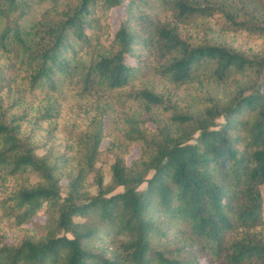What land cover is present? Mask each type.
Wrapping results in <instances>:
<instances>
[{"label":"trees","instance_id":"16d2710c","mask_svg":"<svg viewBox=\"0 0 264 264\" xmlns=\"http://www.w3.org/2000/svg\"><path fill=\"white\" fill-rule=\"evenodd\" d=\"M263 188L264 0H0V264H264Z\"/></svg>","mask_w":264,"mask_h":264},{"label":"rangeland","instance_id":"374dc122","mask_svg":"<svg viewBox=\"0 0 264 264\" xmlns=\"http://www.w3.org/2000/svg\"><path fill=\"white\" fill-rule=\"evenodd\" d=\"M121 12H120V10H116V11H114L113 12V14H112V16H113V18H115L117 15H119ZM105 144H106V141L104 140V141H102V143H101V145H100V147L101 148H103L104 146H105ZM39 153H41V152H39ZM137 156V152L134 150V151H132V153H131V155L127 158V162H129V160L131 159V158H135ZM110 159V158H109ZM110 163V162H109ZM108 168H109V164H104V165H101V169H102V171H103V175H104V182H107L108 181ZM91 179V178H90ZM62 185H63V187H62V190H61V194L62 195H65V193H66V190H65V188H64V185H65V181H63L62 183H61ZM119 190H121V188H117L116 189V191H119ZM91 192L92 193H95V187H92L91 188ZM263 193H264V188H263ZM44 219H45V216H44V214H43V210H40L36 215H35V217L33 218V220H32V223H30V224H28L27 225V227L28 228H31L33 225L32 224H39V223H42L43 221H44ZM76 221H81V219L80 218H76L75 219ZM0 227L1 228H6V238H5V240L7 241V242H9V243H11L12 241H13V238L14 237H16L17 236V232L15 231V230H13L11 227H10V222L9 221H6V222H2L1 224H0Z\"/></svg>","mask_w":264,"mask_h":264}]
</instances>
